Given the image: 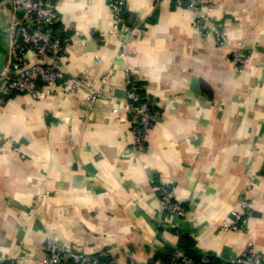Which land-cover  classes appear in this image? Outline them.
<instances>
[{"label":"crops","instance_id":"crops-1","mask_svg":"<svg viewBox=\"0 0 264 264\" xmlns=\"http://www.w3.org/2000/svg\"><path fill=\"white\" fill-rule=\"evenodd\" d=\"M54 1L67 73L109 84L87 107L84 86L41 98L13 91L0 107V264L18 255L14 264H43L48 234L103 251L104 264H147L182 235L223 263L249 240L264 255V0H212L205 28L173 0H128L125 60L116 35L99 38L110 0ZM10 16L1 0L0 71ZM231 46L250 54L241 72ZM124 65L137 69L156 113L144 153L130 149ZM160 182L175 186L186 219L159 207ZM243 195L248 226L222 229Z\"/></svg>","mask_w":264,"mask_h":264},{"label":"built area","instance_id":"built-area-1","mask_svg":"<svg viewBox=\"0 0 264 264\" xmlns=\"http://www.w3.org/2000/svg\"><path fill=\"white\" fill-rule=\"evenodd\" d=\"M128 0H110L111 26L107 31L99 33L100 40L107 34L118 37L120 50L118 57L125 60L131 54L129 40L134 36L132 26L121 25L123 15L127 9ZM158 1V0H156ZM11 16L7 25L8 46L6 62L0 71V107L13 91L25 92L34 98L50 96L55 93L68 92L84 86L88 94L84 106H89L98 100L109 84L108 75L99 78L95 85L86 78V73L69 75L64 61L65 47L59 29V15L54 0H6ZM178 7H186L196 14L195 26L205 28L213 23L214 4L212 0H173ZM219 44L225 38L215 32ZM229 58L235 69L243 71L249 63L250 54L240 47L229 48ZM126 101L124 108L128 115L129 134L131 136V150L144 153L147 150L146 137L156 118L152 101L141 93L144 86L137 69L124 65ZM17 149V147H14ZM252 176L250 181H253ZM251 186V184H249ZM158 204L167 212L168 216L180 219L188 217V209L176 199L175 186L169 182L157 183ZM251 204L243 195L239 198V208L231 210V219L221 223L227 231H238L248 226V217L251 215ZM104 252L93 253L78 247L64 244L52 234L46 236V256L43 264H104L101 260ZM15 259L3 264H14ZM264 255L254 247L249 240L243 251L223 264H263ZM201 262L212 264L207 257ZM127 264H141L131 259ZM171 264H196L194 259L181 250H175Z\"/></svg>","mask_w":264,"mask_h":264},{"label":"trees","instance_id":"trees-1","mask_svg":"<svg viewBox=\"0 0 264 264\" xmlns=\"http://www.w3.org/2000/svg\"><path fill=\"white\" fill-rule=\"evenodd\" d=\"M140 85L143 86L142 81L139 82ZM141 93L143 95H147L145 89L141 90ZM147 97L151 100V98L147 95ZM178 250H182L184 253L189 255L194 259L196 264H207L201 262V259L203 257L209 258L210 261H212V264H223V261L218 259L217 257L210 255V254H200L198 250L195 248V242L194 239H191L189 236L182 235L180 236V243L177 246ZM176 248H166V252H160L157 255H155L147 264H171L173 253Z\"/></svg>","mask_w":264,"mask_h":264},{"label":"water","instance_id":"water-1","mask_svg":"<svg viewBox=\"0 0 264 264\" xmlns=\"http://www.w3.org/2000/svg\"><path fill=\"white\" fill-rule=\"evenodd\" d=\"M1 1V0H0ZM191 89L195 92V93H200V87L198 86V81L193 79V82H192V86H191Z\"/></svg>","mask_w":264,"mask_h":264}]
</instances>
